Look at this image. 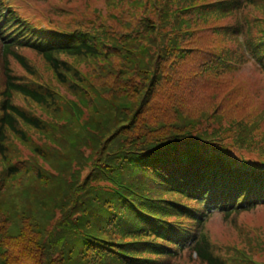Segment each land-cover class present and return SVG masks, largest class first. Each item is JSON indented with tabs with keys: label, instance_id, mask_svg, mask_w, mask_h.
<instances>
[{
	"label": "trees",
	"instance_id": "1",
	"mask_svg": "<svg viewBox=\"0 0 264 264\" xmlns=\"http://www.w3.org/2000/svg\"><path fill=\"white\" fill-rule=\"evenodd\" d=\"M136 1L104 0L121 8L108 18L110 26L89 35L3 45L0 264H168L146 261L143 255L157 249L141 240L150 231L171 242L153 225L164 229L187 190L205 189L183 177L189 167L182 172L170 162L190 156L211 174L229 171L226 147L233 151V143L222 144L224 139L242 145L238 138H246L264 153L253 142L263 112L249 110L241 90L221 102L210 93L217 85L212 70L225 67L221 57L231 37L220 23L238 1L146 0L144 7ZM244 7L263 15L264 35V0H246ZM22 49L44 61L47 81L17 53ZM9 59L28 80L12 71ZM201 92L219 106L225 127L202 131L180 108L181 100ZM249 210L235 207L225 216ZM250 250L252 263L222 258L204 233L191 246L200 264H264Z\"/></svg>",
	"mask_w": 264,
	"mask_h": 264
},
{
	"label": "rangeland",
	"instance_id": "2",
	"mask_svg": "<svg viewBox=\"0 0 264 264\" xmlns=\"http://www.w3.org/2000/svg\"><path fill=\"white\" fill-rule=\"evenodd\" d=\"M136 2H141V7H144L146 0H137ZM14 4L17 7L13 8L23 11L25 13L24 18L29 19L33 26L41 27L42 30L47 28L52 30L79 29L91 31L97 26L107 28V25H111L109 21L110 15L116 13L121 8L119 5L107 6L104 0H12L11 6ZM124 5L123 8H125ZM252 12V10L245 9L241 13V19H251ZM256 14L260 16L258 11H256ZM229 22L233 23V20H229ZM22 52L27 57L29 64L33 67L37 76L47 81L46 78L51 76V72L45 66L42 59L32 51L22 50ZM9 63L12 71L24 79H29L28 74L15 62L9 60ZM1 67L0 46V75ZM76 67L81 68L83 65H77ZM219 83L224 84V87L220 88ZM233 90H241L246 95L244 97L246 101H244V104L245 106H249V110H254L258 114L263 112L262 114H264V81L261 73L255 66L250 63L246 64L236 74L218 79L215 89L210 91V93L214 92L217 94L218 98L216 101L219 102L220 99L222 100V96L229 95ZM207 94V92H201L199 95L194 94L190 99L181 100L180 108H184L196 122H199L197 127L202 131L204 129L211 131L217 127L218 129L225 127L219 123V106L214 107L213 102L205 98ZM15 101L21 106L27 107L21 98L18 97ZM162 104L167 106L175 104V102L171 104L162 102ZM253 137V142L257 148H264L261 143V141H264V121L260 124L259 129ZM242 155L246 159H253L252 157L256 154L250 150L247 152L244 150ZM205 232L209 236L213 246H215L217 254L222 258L237 257L243 260V257H251L248 252L252 254L250 250L252 248L256 252L252 257L264 263V208L241 214L226 221L222 220L220 216L210 218L205 225ZM175 264L200 263L195 257L185 254L179 257Z\"/></svg>",
	"mask_w": 264,
	"mask_h": 264
}]
</instances>
